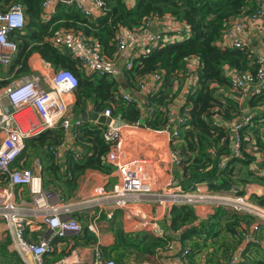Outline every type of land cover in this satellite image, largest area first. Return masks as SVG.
Masks as SVG:
<instances>
[{
	"label": "trees",
	"instance_id": "trees-1",
	"mask_svg": "<svg viewBox=\"0 0 264 264\" xmlns=\"http://www.w3.org/2000/svg\"><path fill=\"white\" fill-rule=\"evenodd\" d=\"M102 1L101 16L92 20L73 4L67 8L69 5L60 3L59 16L55 14L46 19L43 0H0V14L13 3H21L26 15L25 29L9 35L18 43V55L10 74L15 77L31 74L29 60L37 53L56 70H69L77 76L79 85L75 91L73 116L78 117L92 104L99 113L110 109L114 116H120L129 124L145 120L148 128L161 130L167 123L166 110L175 104L177 96H170L173 81H178L179 73L187 74L189 59L196 58L199 61L197 87L187 92L183 106L178 107L183 123L174 125L180 136L177 144H171L180 157L177 186L185 193H193L199 185H206L216 194L244 195L247 185H264V85L241 103L238 101L240 94L233 91L228 75L232 70L256 79L261 54L251 46L237 49L222 45L227 30L237 20L253 17L259 11L264 13L261 7L264 0H137L133 8H129L125 0ZM63 8L69 9L67 15ZM164 17L185 24L187 37L172 43L162 42L146 55L133 59V68L125 70L129 86L137 91L139 80L155 73L162 76L163 90L144 95L150 108L147 117L134 96L128 101L125 99L115 79L88 76L68 51H60L53 44L59 33L72 31L90 39L106 58L113 60L121 29L140 30L147 23L160 22ZM260 42L264 44V36ZM220 89L228 90L229 94L234 92V99L224 96ZM246 117L249 122L243 124L241 120ZM234 122H239L240 129L233 127ZM73 132L75 141L64 154L63 165L52 153L63 141L61 127L27 140L17 162L18 166L26 151L29 156L41 157L44 189L59 195L61 200L71 198L79 178L87 170L106 174L113 170L107 163L111 145L104 138V125L82 122ZM237 138L240 139L241 156L233 154ZM253 198L264 209V196ZM258 220L260 218L254 214L235 212L223 205H216L214 213L199 220L194 205L181 204L170 211L168 230L176 238L150 231L126 233L119 223L113 224L111 229L115 234L114 245L99 250L105 259L115 264H172L175 257H179L182 264H227L237 250L241 251L238 264H264V223ZM256 222L260 224L257 223V230L253 231L251 227ZM245 233L252 234V240L245 242ZM74 239H82L85 245L97 242L87 226ZM175 239L179 243L178 250ZM9 258L18 259L12 249V238L7 234L0 239V264Z\"/></svg>",
	"mask_w": 264,
	"mask_h": 264
},
{
	"label": "built area",
	"instance_id": "built-area-1",
	"mask_svg": "<svg viewBox=\"0 0 264 264\" xmlns=\"http://www.w3.org/2000/svg\"><path fill=\"white\" fill-rule=\"evenodd\" d=\"M69 2L88 19H94L97 16L96 13H102L103 10L102 0H70ZM56 4L57 0H43V14L46 17L51 15ZM261 7L264 8V1ZM260 20H264V13L260 11L253 17L237 20L227 30L222 45L237 49L250 46L245 41L243 33L247 30V25L250 28L251 24ZM155 22L147 23L140 30L125 29L119 33L116 55L125 52L131 42L139 41L143 35L149 33V29ZM25 26L26 15L21 3H13L6 12L0 14V66L10 67L14 63L18 55V43L11 40L9 35L13 31L24 30ZM263 27L259 29V32H263L261 37L264 36ZM162 42L164 41L161 34H153L146 39L144 49L147 51L144 55L157 48ZM53 44L60 51H68L88 76H113L119 72L116 65H111L110 59L103 55L99 46L82 34L72 31L61 32L56 36ZM262 46L264 49V44ZM259 63L256 79L250 74L234 72L230 75L233 91L240 94L238 101L241 103L264 85V55L259 56ZM43 65L45 71L40 72L33 66L34 70H32L29 63L31 74L16 77L10 75L5 79L7 83L0 89V222L6 226L8 235L12 238V249L17 254L18 264H75V256L72 255L74 252L63 261H50L47 258L54 251L53 241L56 238H66L68 234H74L73 236L81 234L82 224L70 216L71 209L61 206L59 201H56L54 192L44 189L40 173L17 166L27 140L39 137L46 131L58 127L71 134L75 126L82 123L78 118L72 117L73 108L68 100V97L78 88L77 76L69 70H56L52 64L45 61ZM131 68H133V58L125 65V70ZM186 71L188 76L192 77L195 74V71L190 68H186ZM161 83L162 76L155 73L141 80L138 92L143 95L156 93ZM125 99L127 101L132 99V95L125 93ZM147 111L150 113L148 104ZM166 111L167 123L161 130H152L146 124L141 126V122L129 124L120 116H114L110 109L102 113L108 118L104 125V138L111 145L107 159L113 171H116L119 183L114 185L111 191L103 193L100 201L112 202L120 209H128L130 204L155 203L166 210L176 204L211 203L227 206L235 212L254 214L262 222L264 209L251 204L247 196H236L234 199L212 194L206 197L194 196L193 193L183 192L179 186H172L171 182L164 187L157 185L153 175L155 159L151 155H143L145 153L143 151L138 152L139 157H135V151L139 149L136 148L134 141L140 140L138 130L143 129L146 133H150L147 139L151 140L153 135L156 142L148 141L146 137H141V140L149 147L147 152H154L160 158L162 154L158 151H162L161 139L157 137H163L168 147H171L174 142L176 144L180 134L174 125L183 123V119L179 117V108L175 104L169 105ZM241 122L247 124L249 118L246 117ZM233 127L240 129L239 122H234ZM235 142L233 154L241 156L240 139L237 138ZM65 143L53 149L52 153L58 160L72 148ZM168 157L175 166H179L178 152L171 150ZM25 187L30 195L29 200L18 201L17 193ZM199 191L198 187L196 192ZM151 225L155 224L151 222L145 228L150 230ZM257 226L253 224L251 229L257 230ZM88 229L95 232L96 227L90 224ZM28 232L33 234L34 238L29 239ZM156 232L159 236L164 235L162 230ZM250 240H252V234L245 233V242ZM240 254L241 251L237 250L227 264H238ZM94 264H115V262L105 259L102 252L97 249ZM172 264H182V260L179 257L172 258Z\"/></svg>",
	"mask_w": 264,
	"mask_h": 264
},
{
	"label": "crops",
	"instance_id": "crops-1",
	"mask_svg": "<svg viewBox=\"0 0 264 264\" xmlns=\"http://www.w3.org/2000/svg\"><path fill=\"white\" fill-rule=\"evenodd\" d=\"M70 0H57L56 7L51 15L46 17V19H50L55 14L59 16L61 13L60 9L58 8V5L60 3H66L67 8L71 7L72 5ZM126 4L129 8H133L137 0H125ZM75 7V5H74ZM67 8H63L62 11L64 14L67 15L68 10ZM77 10V8L75 7ZM101 12L96 13V18L101 16ZM93 20V19H92ZM264 22L262 20L258 21L255 24L250 25V34H245L244 39L249 41L248 38H250V46L254 49V51L259 52L262 56L264 55V49L262 48V44L260 42V39L251 40V35L253 32L259 31L261 27H263ZM125 29H121L119 33L123 32ZM65 34V33H64ZM161 34L163 36V41L166 43H172L176 41L184 40L187 37V31L186 26L183 23H178L174 21L171 17H164L162 21L155 22L151 29H149V33H146L141 37L139 41H133L130 43L128 49L121 53L120 55H116V57L113 60H109L111 65L115 64L119 72L115 75H107L109 78L115 79L119 84V90L121 93H126L129 95L134 96L135 99L139 101V103L143 106L144 110V116L147 117L149 115L147 111V103L145 100V97L143 93H139L137 90H133L132 87L129 86L126 78H125V65L127 61L130 59H137L140 56L144 55L147 50L144 49V43L145 40L149 37ZM69 37H67L68 39ZM29 63H31V68L36 67L39 69V71H45L44 67V61L41 58V56L37 53L31 55ZM13 66V64H12ZM10 67H3L0 66V89L7 83L5 79L8 76H12V74H9L11 71ZM199 67V61L196 58L189 59L187 63V68H190L195 71V74L191 77L187 74H178V81H173L172 90L170 93V96L172 94L177 95L174 99L175 104L178 107L183 106L185 101V96L187 92L191 88L197 87V80H196V73ZM32 70H34L32 68ZM55 70V69H53ZM234 71L229 70L228 75L230 76L233 74ZM141 80L138 81V83ZM44 87H47L44 85ZM164 88V81L159 85L158 91H162ZM220 92L227 97H232L234 99L235 94L232 92V94H229L228 90L220 89ZM172 97V96H171ZM68 100L70 102V105L72 108L75 105L76 102V96L75 93H72ZM146 106V108H145ZM92 104L89 105L88 110H93ZM73 111V110H72ZM103 113V112H102ZM100 113V114H102ZM72 117L77 118L72 115ZM91 124H98L97 122H90ZM142 125H145V120L143 122L141 121ZM54 130V129H53ZM74 132L70 133H63V141L62 143H65L67 146L73 145L75 141V137L73 135ZM139 134H149L146 133L145 130L140 129L138 130ZM61 143V144H62ZM60 144V145H61ZM59 146V145H58ZM250 149V148H249ZM155 158V165H154V172L153 175L155 177L157 185L160 187L165 185L168 182L172 181L173 185L177 186V180L179 179V168L176 166H173L172 163H169L167 161H163L160 157L156 155V153L152 152ZM63 157L59 159L60 163L63 165L65 163V160H63ZM35 163H38V169L33 168L35 172L41 173L43 165V161L40 165L39 161H35ZM107 163L108 159H107ZM169 163V165L167 164ZM158 169L160 171H158ZM167 171V175L166 172ZM119 183V178L116 174V171L112 170L110 174L102 173L97 170H87L78 180V186L75 192L71 194L70 199L61 200L59 195H56V201H59V204L65 208L71 209L70 216L77 219L81 224L84 222L85 227H89V225H95L96 229L95 232H92L97 239V242L94 244L85 245V241L76 240L74 239V234H68L66 238H56L53 241V253L47 258L50 261H63L66 257L70 256L73 252V256H75L76 263L75 264H94L95 260V251L101 247H111L115 243V234L111 230L113 224H119L122 223L123 229L126 233H137L142 231H150L153 232L156 235H159L156 231L162 230L164 234H170L174 238H176V235L169 232L168 228L170 225V215L169 212L164 209L163 207L155 204V203H141V204H130L128 209H120L116 207V205L112 202H102L100 201L103 197V193H107L111 191L116 185ZM199 189L206 194L204 195L209 196L211 195V192L205 185L199 186ZM244 195H246L250 202H255V199L253 197L255 196H264V185L254 183L247 185L244 190ZM194 196H197V192L193 193ZM228 199H234L237 195L234 193H227L223 194ZM29 192L28 189L21 188L19 192L17 193L18 201H28L29 200ZM213 197V196H211ZM211 203H200L197 205H194L196 215L198 216L199 220H205L207 219L210 214L214 213V207L213 205H210ZM253 204V203H251ZM254 205H257L254 204ZM76 215V216H74ZM130 215L133 218H130ZM147 216L148 218L152 219L153 224L150 226V230L147 228H143L140 225V219L137 217ZM115 217V220H113ZM117 217V218H116ZM136 217V218H134ZM38 224V223H37ZM83 226V225H82ZM84 227V226H83ZM8 234L6 226L4 228L1 227L0 222V239L5 238V236ZM80 235V234H78ZM77 235V236H78ZM73 236V237H72ZM27 237L29 239L34 238L33 234H30V232L27 233ZM174 244L176 245V250H178L179 243L177 239L174 240ZM69 254V255H68ZM68 255V256H67Z\"/></svg>",
	"mask_w": 264,
	"mask_h": 264
},
{
	"label": "rangeland",
	"instance_id": "rangeland-1",
	"mask_svg": "<svg viewBox=\"0 0 264 264\" xmlns=\"http://www.w3.org/2000/svg\"><path fill=\"white\" fill-rule=\"evenodd\" d=\"M264 28V27H263ZM250 28H249V26L247 25V30L243 33V37H245V34H250ZM263 34V32H259V31H257V33L256 32H253L252 33V35H251V40H256L257 38L258 39H260V37H261V35ZM249 39V41H247L246 39H245V41L248 43V45H251L250 44V38H248ZM10 74V73H9ZM137 85H138V83L136 84V87L135 88H137ZM143 122V121H142ZM148 135H151L150 133L148 134ZM147 134L145 135V134H140V140H138L137 141V139H136V141H134V142H136V148H138L139 150H137V151H135V153H136V156L135 157H139V154H138V152L139 153H141L142 151L143 152H145V153H143V155H145V156H147V155H151L152 156V158L153 159H155L156 157H154V155L152 154V153H150V152H147V151H149V147H147V145H145V144H143V141L141 140V137H146V139H147V136H148ZM157 137V136H156ZM158 139H161V144H160V146H161V149H162V151H158V153L160 154H162L161 155V159L163 160V161H167L168 160V162L169 163H172L170 160H169V152H171V150H172V148L169 146H167L166 144H167V142L164 140V138L163 137H157ZM148 140V139H147ZM148 141H152V142H156L155 141V137L152 135V139L151 140H148ZM179 141V140H178ZM177 144V143H176ZM27 159V160H26ZM26 160V161H25ZM35 161H39V163H40V165H41V163H42V158L41 157H38L37 155H32V156H29V151H26V155L24 156V159L18 164V166L20 165V166H22V165H24L25 166V168H29V169H32V170H34L33 168H36V169H38V163H35ZM60 162V161H59ZM169 163H167L168 165H169ZM173 164V166H175L174 165V163H172ZM33 167V168H32ZM177 167V166H176ZM158 171H160L159 169H158ZM165 172H166V175H167V171L165 170ZM41 174V173H40ZM167 177H168V175H167ZM168 183H166L165 185H163L162 187H164V186H166ZM171 185L173 186V184H172V181H171ZM199 186H201V185H199ZM198 186V187H199ZM206 186V185H205ZM197 187V188H198ZM197 190V189H196ZM196 192V191H195ZM211 192V191H210ZM194 193V192H193ZM206 193L205 192H203V191H201V192H197V195H199V196H204ZM211 194L212 195H218V196H223V194H216V193H213V192H211ZM237 196H246V195H237ZM225 197V196H224ZM250 203H253V204H256V203H254V202H250ZM179 204H176L175 206H178ZM181 205V204H180ZM190 205H196V204H190ZM211 205H213V207H215L216 206V204H211ZM160 206V205H159ZM162 207V206H161ZM174 207V205L172 206V208ZM171 208V209H172ZM171 209H167V211L169 212V215H170V211H171ZM130 218H133L131 215H130ZM134 218H136V217H134ZM137 218H139L140 219V225L144 228V227H146V226H149V224L152 222V219H150V218H148L146 215L145 216H142V217H137ZM256 219V218H255ZM262 219V218H261ZM260 220H258V222H259ZM258 222H256L255 224H257ZM261 222V221H260ZM263 223H264V219H263V221H262ZM82 225L85 227V224H84V222L82 223ZM1 227L2 228H4V225L3 224H1ZM18 262V259L17 258H9V259H7V260H3L2 262H1V264H16Z\"/></svg>",
	"mask_w": 264,
	"mask_h": 264
},
{
	"label": "water",
	"instance_id": "water-1",
	"mask_svg": "<svg viewBox=\"0 0 264 264\" xmlns=\"http://www.w3.org/2000/svg\"><path fill=\"white\" fill-rule=\"evenodd\" d=\"M77 118L81 122H97L100 125H105L108 121V118L105 115L100 114L94 109L85 111L84 113L80 114Z\"/></svg>",
	"mask_w": 264,
	"mask_h": 264
}]
</instances>
